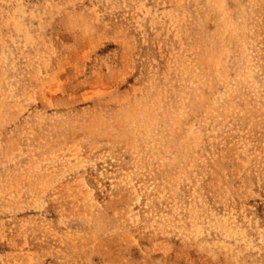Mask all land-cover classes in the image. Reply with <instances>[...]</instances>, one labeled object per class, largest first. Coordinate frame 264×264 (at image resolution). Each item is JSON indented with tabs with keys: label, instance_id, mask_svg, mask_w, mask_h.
Returning a JSON list of instances; mask_svg holds the SVG:
<instances>
[{
	"label": "rangeland",
	"instance_id": "1",
	"mask_svg": "<svg viewBox=\"0 0 264 264\" xmlns=\"http://www.w3.org/2000/svg\"><path fill=\"white\" fill-rule=\"evenodd\" d=\"M0 264H264V0H0Z\"/></svg>",
	"mask_w": 264,
	"mask_h": 264
}]
</instances>
